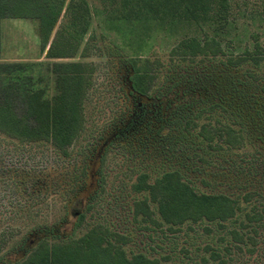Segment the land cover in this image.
I'll use <instances>...</instances> for the list:
<instances>
[{
  "label": "trees",
  "instance_id": "obj_1",
  "mask_svg": "<svg viewBox=\"0 0 264 264\" xmlns=\"http://www.w3.org/2000/svg\"><path fill=\"white\" fill-rule=\"evenodd\" d=\"M112 1L116 8L106 12L105 22L136 21L169 35L188 30L169 50L166 64L143 54H122L118 64L123 73L118 81L108 79L112 88L115 82L127 87L131 106L99 139L100 161L118 139L134 145L139 162H159L162 169L152 181L149 172L136 174L131 188L148 196L136 202L134 216H149L150 202L167 224L205 221L225 229V222L248 208L240 226L246 235L262 231L263 237L264 38L250 45L236 42L230 0ZM98 11L88 0H0V22L39 20L42 51L62 12L72 15L76 35L68 33L70 39L57 33L45 53L49 60L73 57ZM93 72L92 64L78 61L0 62V133L23 142L49 140L66 154L83 130V101ZM249 144H255L252 151ZM87 167L88 162L83 176ZM187 170L195 177L201 172V184L212 188L196 189ZM74 214L80 224L84 214ZM96 228L62 244L49 246L41 240L17 264H159L140 253L127 257L104 237L107 229L98 233Z\"/></svg>",
  "mask_w": 264,
  "mask_h": 264
},
{
  "label": "rangeland",
  "instance_id": "obj_2",
  "mask_svg": "<svg viewBox=\"0 0 264 264\" xmlns=\"http://www.w3.org/2000/svg\"><path fill=\"white\" fill-rule=\"evenodd\" d=\"M88 1L99 11L92 13L91 23L71 58L49 60L45 53L57 33L70 39L76 35L78 26L71 24L72 15L64 16L62 12L44 51L38 19L11 18L0 22V62L78 61L90 63L94 69L92 85L83 101V130L66 148V154L49 140L23 142L0 133V264H17L41 240L49 246L62 244L68 237L74 241L96 226L98 233L107 229L104 237L121 247L127 257L140 253L159 264H264L262 231L246 235V229L239 224L248 208L235 220L225 222V229L205 221L167 224L150 202L149 216H134L136 202L148 196L131 188L136 174L149 172L152 181L162 169L159 162H139L134 157V145L118 139L100 161V149L96 147L99 139L107 137V131L131 106L125 94L127 87L122 85L120 90L121 84L115 82L112 88L108 79L118 81L123 73L118 64L122 54H143L166 64L169 50L188 30L169 35L136 21L130 25L108 19L105 22L106 14L116 8V3ZM229 18L237 43L243 46L254 40L262 42L264 0H230ZM253 145L249 144L247 150L252 151ZM87 162V175L83 176ZM188 172L196 189L206 192L212 188L201 184V172H195L196 177ZM77 210L84 214L80 224L75 223ZM112 234L123 238L117 240Z\"/></svg>",
  "mask_w": 264,
  "mask_h": 264
}]
</instances>
